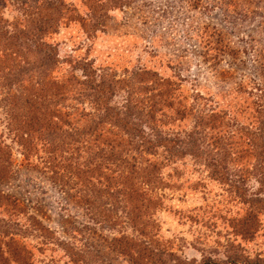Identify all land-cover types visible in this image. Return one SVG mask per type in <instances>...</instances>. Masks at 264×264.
<instances>
[{
    "label": "rangeland",
    "instance_id": "rangeland-1",
    "mask_svg": "<svg viewBox=\"0 0 264 264\" xmlns=\"http://www.w3.org/2000/svg\"><path fill=\"white\" fill-rule=\"evenodd\" d=\"M13 1L22 0H0L8 18ZM110 1L120 5L103 9L94 21L86 0H64L75 13L65 14L48 38L60 60L71 55L91 61L111 82V101L117 105L130 86L149 84L134 75L139 69L157 74L165 88L177 85L176 95L187 100L199 94L222 105H243L250 89L253 99L258 96L254 115L264 138V0ZM1 117L0 111V134L10 146L13 173L0 182V190L23 209L12 218L21 224L16 232L26 229L23 242L32 264H200L204 256L264 264V178L259 174L240 181L244 176L234 167L236 174L217 182L189 159L171 164L165 169L170 187L159 206L145 211L139 234L121 213L103 211L105 220L86 210L44 173L35 156L24 158L5 134ZM168 117L160 126L167 132L189 123H171ZM244 117L235 115V120ZM29 215L43 229L27 224Z\"/></svg>",
    "mask_w": 264,
    "mask_h": 264
},
{
    "label": "trees",
    "instance_id": "trees-1",
    "mask_svg": "<svg viewBox=\"0 0 264 264\" xmlns=\"http://www.w3.org/2000/svg\"><path fill=\"white\" fill-rule=\"evenodd\" d=\"M86 2L94 21L103 9L120 5L110 0ZM3 6L0 3V111L5 134H11L10 141L24 158L35 156L44 173L86 210L105 220L103 211L121 213L131 230L141 234L145 211L159 206L163 190L170 187L165 169L171 164L189 159L217 182L236 174L234 167L244 176L240 181L254 173L264 178V138L256 123L259 116L254 115L260 105L252 90L246 92L248 102L243 105H222L199 94L187 100L176 95L177 85L165 88L157 74L139 69L134 75L149 84L129 85L123 103L117 105L111 101V82L91 61L71 55L60 60L48 41L60 19L75 13L74 7L64 0L13 1L8 18ZM86 103L90 109L83 107ZM235 115H246V122H237ZM167 116L171 123H189L167 132L160 128ZM12 173L10 146L0 134V182ZM234 187V193L241 194ZM22 210L12 195L0 190V264H32L23 242L26 229L16 232L20 221L12 218ZM26 220L43 229L34 217ZM228 257L219 261L204 256L200 264H236L234 256Z\"/></svg>",
    "mask_w": 264,
    "mask_h": 264
}]
</instances>
